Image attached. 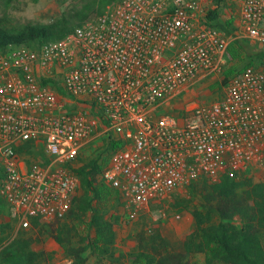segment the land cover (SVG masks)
<instances>
[{
  "label": "built area",
  "instance_id": "1",
  "mask_svg": "<svg viewBox=\"0 0 264 264\" xmlns=\"http://www.w3.org/2000/svg\"><path fill=\"white\" fill-rule=\"evenodd\" d=\"M224 1L117 0L61 39L0 52V199L18 228L66 218L80 189L70 165L101 137V179L131 216L263 161V71L231 77L219 102L184 121L166 112L224 71L230 43L264 42V0H238L231 35L209 18ZM29 142L46 163L28 165Z\"/></svg>",
  "mask_w": 264,
  "mask_h": 264
},
{
  "label": "trees",
  "instance_id": "2",
  "mask_svg": "<svg viewBox=\"0 0 264 264\" xmlns=\"http://www.w3.org/2000/svg\"><path fill=\"white\" fill-rule=\"evenodd\" d=\"M115 1L94 0L83 5L79 11L41 27L15 29L0 20V52H5L10 46H35L61 39ZM209 18L216 27L230 35L227 28L233 24L234 17L226 23L227 28L220 26L219 13H212ZM246 41L237 39L228 46L227 52L237 65L225 71L227 79L253 65L249 63L242 69L238 65L249 51L244 43ZM119 146L118 142H114V149ZM32 147L29 142L21 152L32 154ZM107 161L101 163L97 157L79 167L70 165L80 180V189L66 217L70 219L48 224L49 234L73 258V264H86L83 253L87 250L112 264H264V183H257L247 176L240 177L237 173L223 174L220 181L214 184H209L206 179H197L189 184L190 199L182 204L190 208L195 227L186 235L183 251L176 250L161 229L155 227L150 232L138 234L137 245L132 251L118 253L116 217L109 218L118 194L101 179ZM6 210V203L0 199V216ZM73 220L84 225V247H70L72 238L79 236ZM39 227H42L40 223H34L33 228ZM9 229V225L0 224L2 234ZM32 244L33 240L23 233L8 240L7 237H0V264H43L46 261L44 254L34 252Z\"/></svg>",
  "mask_w": 264,
  "mask_h": 264
},
{
  "label": "rangeland",
  "instance_id": "3",
  "mask_svg": "<svg viewBox=\"0 0 264 264\" xmlns=\"http://www.w3.org/2000/svg\"><path fill=\"white\" fill-rule=\"evenodd\" d=\"M93 1L94 0H0V20H3L7 27L15 29H24L29 26L41 27L54 23L63 16L77 12L83 5L86 3H93ZM238 11V0H225L223 8L219 13L218 20L220 26L227 28L225 22L234 17L235 20L233 24L228 27L227 30L238 32V23L235 22L237 21ZM93 17L95 16L91 18ZM240 40L244 41V39ZM244 43L249 51H246L245 60L238 64L239 68L242 69L249 63H253L251 67L264 72V42L246 41ZM229 58L230 61L225 66L222 73L209 76L198 82L189 90L185 97L167 104L166 112L177 117L178 121H184L188 109L194 106L208 107L219 102L223 97L224 90L230 79H227L224 73L228 68L237 65L236 61H233L230 56ZM65 98L67 99V97ZM108 143L107 137L98 138L92 146L88 147L80 154L79 159L73 163L72 167H79L90 159L97 157L100 158L101 163H105L110 155ZM32 149L34 150L32 154L28 152L24 153L28 165L44 164L48 161V157L41 144L33 145ZM72 167H70L71 170ZM227 173L228 172L224 174ZM235 173L240 175V177L247 176L257 183H264V159L261 163L253 165L249 169ZM206 181L209 184H214L208 180ZM188 186L178 190L166 201L154 203L146 209L139 211L136 216H131L129 209L118 196V199L114 202L109 213V218L112 216L116 217L115 237L118 253L132 251L137 245L138 234L143 231L150 232L155 227L161 229L163 235L170 241L176 250L183 251V241L186 235L195 227L193 217L189 211L190 208L187 209L182 204L183 201L190 199ZM65 219L69 221L70 217ZM87 219L88 217L86 220ZM49 223L41 225L42 227L39 228H33L32 226L28 229H20L11 218L7 207L6 212L0 216V224L9 225L10 229L4 234L0 232V237H7L8 240L11 237H16L23 233L33 240L31 249L36 253L44 254L43 259L46 261L43 262V264H73V258H71L49 234ZM72 223H76L75 225L77 227V232H79V236L76 235L72 238L70 247H84L86 245V242L84 244L82 243L84 225L82 222H77V220H73ZM83 257L86 260V264H112L107 259L99 258L92 254L90 250L83 253Z\"/></svg>",
  "mask_w": 264,
  "mask_h": 264
},
{
  "label": "crops",
  "instance_id": "4",
  "mask_svg": "<svg viewBox=\"0 0 264 264\" xmlns=\"http://www.w3.org/2000/svg\"><path fill=\"white\" fill-rule=\"evenodd\" d=\"M223 4H224V2H223ZM222 8H223V7H222ZM222 8H221V10H222ZM238 20H239V19H238V16H237V21H235V22H236V23H238V24H237V27H238V29H239L240 25H239V22H238ZM218 21H219V20H218ZM227 22H228V21H226V22H225V25H226V23H227ZM219 29H220V28H219ZM222 31H223V30H222ZM223 32H224V31H223ZM224 33H225V32H224ZM233 33H234V31H233V30H232V31H230V35H231V34H233ZM225 34H226V33H225ZM226 35H228V34H226Z\"/></svg>",
  "mask_w": 264,
  "mask_h": 264
}]
</instances>
